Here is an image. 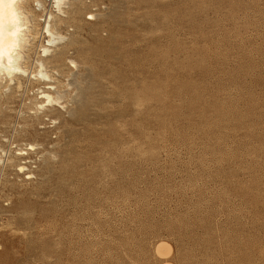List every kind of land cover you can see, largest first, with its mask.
<instances>
[{
	"label": "rangeland",
	"instance_id": "374dc122",
	"mask_svg": "<svg viewBox=\"0 0 264 264\" xmlns=\"http://www.w3.org/2000/svg\"><path fill=\"white\" fill-rule=\"evenodd\" d=\"M54 1L0 86V264H264V0Z\"/></svg>",
	"mask_w": 264,
	"mask_h": 264
},
{
	"label": "bare ground",
	"instance_id": "6f19581e",
	"mask_svg": "<svg viewBox=\"0 0 264 264\" xmlns=\"http://www.w3.org/2000/svg\"><path fill=\"white\" fill-rule=\"evenodd\" d=\"M25 1L27 0H0V86L3 82L9 81L12 83L16 77L26 75L27 73L26 69H23L22 66L23 53L25 50L27 52L26 47L29 45L28 34H30L29 19L26 15V7L24 6ZM63 1L64 0L54 1L58 10H61ZM50 25L51 24L48 22L45 28V33L49 38L48 45L54 43L55 40L54 35L50 30ZM34 34L36 35V33ZM43 52L44 55H47L50 53V49L44 48ZM40 66L43 68L42 63ZM42 70L39 71L35 77L49 80V76L44 74ZM41 96L46 99L47 104H57L56 100H54L48 93H42ZM42 107L43 106H41V108ZM19 154L21 155V153ZM19 170L23 171L24 167H20Z\"/></svg>",
	"mask_w": 264,
	"mask_h": 264
}]
</instances>
